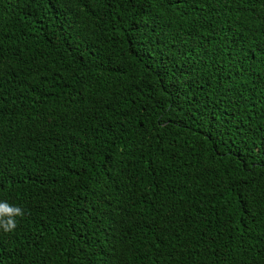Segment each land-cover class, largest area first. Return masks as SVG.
I'll list each match as a JSON object with an SVG mask.
<instances>
[{
    "label": "trees",
    "instance_id": "trees-1",
    "mask_svg": "<svg viewBox=\"0 0 264 264\" xmlns=\"http://www.w3.org/2000/svg\"><path fill=\"white\" fill-rule=\"evenodd\" d=\"M0 264H264V0H0Z\"/></svg>",
    "mask_w": 264,
    "mask_h": 264
},
{
    "label": "clouds",
    "instance_id": "clouds-1",
    "mask_svg": "<svg viewBox=\"0 0 264 264\" xmlns=\"http://www.w3.org/2000/svg\"><path fill=\"white\" fill-rule=\"evenodd\" d=\"M24 210L19 206L9 204L7 201H0V229L5 233L14 231L17 225V217H23Z\"/></svg>",
    "mask_w": 264,
    "mask_h": 264
}]
</instances>
